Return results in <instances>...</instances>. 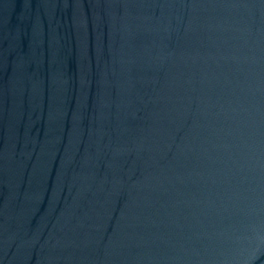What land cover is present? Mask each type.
Here are the masks:
<instances>
[{
  "label": "water",
  "instance_id": "water-1",
  "mask_svg": "<svg viewBox=\"0 0 264 264\" xmlns=\"http://www.w3.org/2000/svg\"><path fill=\"white\" fill-rule=\"evenodd\" d=\"M0 264H264V0H0Z\"/></svg>",
  "mask_w": 264,
  "mask_h": 264
}]
</instances>
